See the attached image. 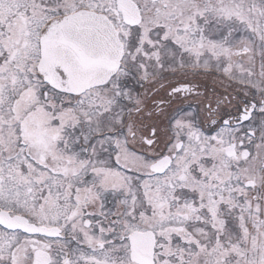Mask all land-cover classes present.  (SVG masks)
Here are the masks:
<instances>
[{
    "label": "snow or ice",
    "instance_id": "1",
    "mask_svg": "<svg viewBox=\"0 0 264 264\" xmlns=\"http://www.w3.org/2000/svg\"><path fill=\"white\" fill-rule=\"evenodd\" d=\"M0 264H264V0H0Z\"/></svg>",
    "mask_w": 264,
    "mask_h": 264
}]
</instances>
